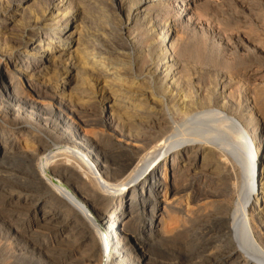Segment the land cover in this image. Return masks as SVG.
Segmentation results:
<instances>
[{
  "label": "bare ground",
  "instance_id": "bare-ground-1",
  "mask_svg": "<svg viewBox=\"0 0 264 264\" xmlns=\"http://www.w3.org/2000/svg\"><path fill=\"white\" fill-rule=\"evenodd\" d=\"M207 225L264 264V0H0L12 259L153 264Z\"/></svg>",
  "mask_w": 264,
  "mask_h": 264
},
{
  "label": "rangeland",
  "instance_id": "rangeland-1",
  "mask_svg": "<svg viewBox=\"0 0 264 264\" xmlns=\"http://www.w3.org/2000/svg\"><path fill=\"white\" fill-rule=\"evenodd\" d=\"M217 1L219 3V0H213V3H217ZM220 16H221L220 13L216 14L215 20L212 21L213 22L212 23L213 27L211 26V23L209 24V27L213 28V30L211 28H209V27L207 28V29H210L211 31H213L214 33H216L217 35L220 34L221 29H222V24H221L222 22H221ZM206 23H208V22H206ZM208 69L213 70L214 68H212L210 66V67H208ZM198 128H196V131H197ZM207 130H209V129H207ZM237 144H236V147H235V144H233L234 148L243 149V150L245 149L246 150V148L248 147V145L243 143V142L239 143V146L242 144L241 146H243V147H239V146H237ZM243 144L247 145V146H244ZM229 208L230 209H228L226 211V216L227 217L225 216L226 217L225 218L223 216L224 218L221 217V219H222L223 222H227V224L229 226L228 227V231H229V229H231V231L234 232L235 228H234L233 225H231L232 220L234 219L236 221H239V218H241V216H240L241 213H239L238 210H237V212L235 211V200L231 201ZM226 219H228V220H226ZM205 230H207L208 232L205 231ZM216 230L217 229L212 228L209 225H207L206 228L202 229V230H200V229L197 230L196 228H194V229L192 228V230H191L189 228L188 229V231H189L188 235L183 236L182 240L180 239L181 241H179V243L181 245V246L177 247L179 252L178 251L177 252L174 251L175 248H172L173 250L170 249V248L167 249V250L165 249V251L162 252L163 255L161 253V254L157 255L156 258H154V260H153L154 263L153 264H202V263L203 264H208V263L209 264H222V263H219V261L223 257L224 252L227 250V248L225 247L226 239H228V240L232 239L233 242H234V245L236 246L237 249H239L240 247H239V245H237L235 243V237H234L233 234H232L233 236H230L231 234L225 235L223 233L224 230L220 231V232H217ZM2 236H3V232H1V229H0V264H38V263H33V261L31 262V260H30L31 258L27 257L28 256L27 254H25V255H27L26 257H23V258L20 257L19 259L17 258V260L12 259V257H11L12 256L11 255V248H10V246L8 244L3 242V240L1 239ZM183 239H184V241H183ZM183 244H184V246H183ZM197 245H199V246H197ZM180 247L182 248L183 251L181 250ZM177 248H176V250H177ZM65 250L66 249H64L61 252V256H66L67 255V257H72L71 259L76 258L74 256H77V255H72L70 250H66V252H65ZM108 253H110L109 256L111 258L112 257L111 250H108ZM172 253H174V254H172ZM183 254H185V255H183ZM97 256H100L101 258L102 257L104 258L105 254H103L102 252H98ZM206 258H208V259H206ZM198 261H199V263H198ZM68 263H69V260H68V262H66L64 264H68ZM113 263L114 262H111V264H113ZM69 264H73V263H69ZM85 264H93V263H90L89 261H85ZM94 264H103V263H101V261H100L99 263L97 262V263H94Z\"/></svg>",
  "mask_w": 264,
  "mask_h": 264
}]
</instances>
